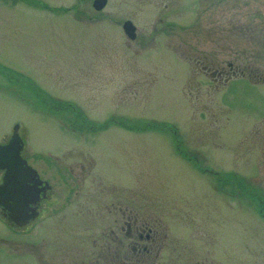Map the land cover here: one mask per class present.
<instances>
[{
    "label": "rangeland",
    "instance_id": "374dc122",
    "mask_svg": "<svg viewBox=\"0 0 264 264\" xmlns=\"http://www.w3.org/2000/svg\"><path fill=\"white\" fill-rule=\"evenodd\" d=\"M94 1L0 0V144L19 123L54 190L0 219V264H76L96 229L113 264H264V0Z\"/></svg>",
    "mask_w": 264,
    "mask_h": 264
},
{
    "label": "water",
    "instance_id": "95a60500",
    "mask_svg": "<svg viewBox=\"0 0 264 264\" xmlns=\"http://www.w3.org/2000/svg\"><path fill=\"white\" fill-rule=\"evenodd\" d=\"M107 3L108 0H95L93 4L96 10L101 11ZM136 29L131 21L124 23L125 33L133 40ZM23 150L24 141L20 136V125L17 124L10 140L0 144V170L5 171L0 185V202L11 211L25 214L29 205L38 200L40 192L37 188L41 181L38 172L22 157Z\"/></svg>",
    "mask_w": 264,
    "mask_h": 264
},
{
    "label": "flooded vegetation",
    "instance_id": "af4514ba",
    "mask_svg": "<svg viewBox=\"0 0 264 264\" xmlns=\"http://www.w3.org/2000/svg\"><path fill=\"white\" fill-rule=\"evenodd\" d=\"M212 76H213V81L215 83L219 82L218 76L222 78L223 82L225 80V78L223 77L224 74L221 71H212L211 72ZM232 78L230 77V79H228L227 81L231 80ZM1 174V182L4 176V172L0 171ZM42 182L40 183L39 187L37 188L40 192L38 200H36L34 203H32L29 206L30 212L26 215L28 217V219H24L21 216V213L18 212H11L10 210H8L6 207L1 206L0 204V219L3 220V223L5 225H7L11 230L16 231L21 233L20 231H18L17 229H15V227L19 226L22 228H27V226L30 225H35L37 222H39L40 220H44L45 218L44 213L47 212V208L46 209V205L50 204V202L53 200L54 196H53V187L52 185L49 183L48 180L43 179L40 176ZM0 182V184H1ZM30 204V203H29ZM28 204V205H29ZM119 206H122L121 204ZM122 208H119V210H121ZM122 213H125L123 211H121ZM115 213V212H114ZM111 212V216L114 214ZM52 214H57L56 213H52ZM39 219V220H38ZM111 219V218H110ZM128 223V221H126V224ZM133 228L129 226L128 228V234L131 232L132 233ZM97 231V229L95 230V232ZM151 229L149 230V233H147L145 236L144 234L140 233V241H143V239L146 237V241H150L151 240ZM93 232V234L91 235V243L90 246L92 247L90 250V257L88 259L84 258V259H77L76 264H113V260L115 258L116 255L112 254V251H115V248L111 245V242L107 241V238L105 235H101L100 237L97 236V233ZM23 234V233H21ZM27 235V234H26ZM112 235H114L112 233ZM17 243V242H15ZM31 244V243H30ZM125 244V243H124ZM147 242H139L136 241V243L134 244L133 248L135 250H139L142 253V257L147 255V252H149L151 249L149 248V245H147ZM22 245V244H20ZM132 248V249H133ZM27 252H32L34 253L32 250H24ZM92 252V253H91ZM37 254V253H36ZM42 256V260H45V255L41 254L40 257ZM119 257H122V254H119ZM126 257H127V252H126Z\"/></svg>",
    "mask_w": 264,
    "mask_h": 264
},
{
    "label": "trees",
    "instance_id": "16d2710c",
    "mask_svg": "<svg viewBox=\"0 0 264 264\" xmlns=\"http://www.w3.org/2000/svg\"><path fill=\"white\" fill-rule=\"evenodd\" d=\"M70 110V109H69ZM74 112V110H71ZM76 118L78 119V121L75 123V126L78 124L80 127H83V128H90V129H96L94 131H97V130H106L109 128V126L113 125L114 124V121L111 120V121H107L105 123H103L102 125L98 126L92 122H89V121H86V119L82 116L81 113L79 112H76ZM124 124V123H123ZM125 127V125H124ZM133 127V125L131 126V128ZM76 128H79L76 126ZM125 128H128V124H126V127Z\"/></svg>",
    "mask_w": 264,
    "mask_h": 264
}]
</instances>
